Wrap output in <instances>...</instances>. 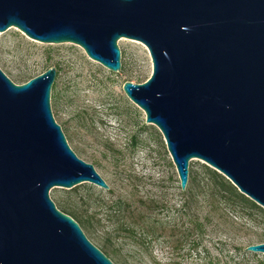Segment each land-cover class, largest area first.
Returning a JSON list of instances; mask_svg holds the SVG:
<instances>
[{
    "label": "water",
    "instance_id": "95a60500",
    "mask_svg": "<svg viewBox=\"0 0 264 264\" xmlns=\"http://www.w3.org/2000/svg\"><path fill=\"white\" fill-rule=\"evenodd\" d=\"M11 27L114 72L118 41L142 42L151 74L123 90L162 134L181 189L200 159L264 208V0H0V31ZM56 73L16 83L0 68V264H116L49 195L109 189L53 116ZM245 250L264 256V242Z\"/></svg>",
    "mask_w": 264,
    "mask_h": 264
},
{
    "label": "rangeland",
    "instance_id": "374dc122",
    "mask_svg": "<svg viewBox=\"0 0 264 264\" xmlns=\"http://www.w3.org/2000/svg\"><path fill=\"white\" fill-rule=\"evenodd\" d=\"M118 45L124 69L114 72L89 58L77 44L41 42L16 27L0 31V68L14 82L23 83L49 67L56 68L50 106L76 154L92 163L115 193L133 190L137 198L155 197L161 202L157 218L164 228L159 237L144 244L112 238L117 254L107 256L116 264H259L260 259L264 264L262 253L245 250L260 243L264 234V218L257 214H245L234 222L221 218L218 211L204 223L202 233L194 232L188 241L174 246L171 225H175L173 239L181 238L183 231L191 230L194 216L203 221L213 208L200 189L196 200L182 207L178 173L162 134L146 122L143 110L123 90L125 81L140 83L150 76V54L135 39L121 38ZM203 164L200 159L190 160L188 185L203 176ZM99 190L105 189L84 182L70 189L53 187L49 195L58 207L61 200L74 204L76 198ZM95 203L89 201L86 207L91 204L93 212ZM97 210L99 216L105 213L103 208ZM80 225L88 239L105 251L101 229L91 233ZM193 241H199L198 249L192 247Z\"/></svg>",
    "mask_w": 264,
    "mask_h": 264
},
{
    "label": "trees",
    "instance_id": "16d2710c",
    "mask_svg": "<svg viewBox=\"0 0 264 264\" xmlns=\"http://www.w3.org/2000/svg\"><path fill=\"white\" fill-rule=\"evenodd\" d=\"M123 69V66H121V70ZM32 77L30 76L24 81ZM201 167L203 176L196 184L191 181L189 185L187 184L185 190L181 189L180 184L178 185L181 205L182 207H188L192 204L196 200L197 189H200L203 196L205 195L210 201L213 211L208 213L203 221L194 216L191 219L193 224L191 230L183 231L182 237L175 240L173 239L176 235L174 231L175 225H171L169 237H171L172 242H175L174 246L176 248L188 241L194 232L202 233L204 223L210 221L218 211L221 218L225 220L231 219L234 222V218L245 214L248 216L257 214L264 218V208L240 192L224 175L206 164ZM135 192L131 190L126 194H117L113 188L99 190L96 194L94 193L95 196L91 193L85 198L82 196L76 198L74 204L61 200L58 208L72 216L91 233H95L100 228L102 232L101 246L105 250L102 251L106 255L111 254L114 256L117 251L111 245L112 238H127L137 244H144L148 240H156L164 228L163 222L157 218L158 211L162 207L160 200L155 197L137 198ZM89 201L91 203L96 202L94 204L96 208L94 207L95 210L93 209V212L89 210L92 207L91 204H89L88 208L86 207ZM99 207L105 210L102 216H99L100 212L97 210ZM262 235V239L259 242H264V234ZM198 246L199 241L192 242L193 248L198 249ZM122 264L126 263L122 262ZM259 264H263V259L259 260Z\"/></svg>",
    "mask_w": 264,
    "mask_h": 264
}]
</instances>
